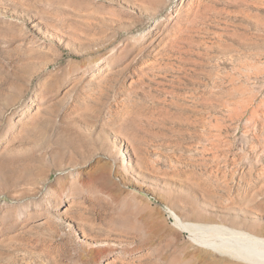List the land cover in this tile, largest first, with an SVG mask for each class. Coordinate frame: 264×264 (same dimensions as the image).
<instances>
[{
    "label": "rangeland",
    "instance_id": "1",
    "mask_svg": "<svg viewBox=\"0 0 264 264\" xmlns=\"http://www.w3.org/2000/svg\"><path fill=\"white\" fill-rule=\"evenodd\" d=\"M245 66L264 0H0V264H179L170 211L264 228Z\"/></svg>",
    "mask_w": 264,
    "mask_h": 264
},
{
    "label": "bare ground",
    "instance_id": "2",
    "mask_svg": "<svg viewBox=\"0 0 264 264\" xmlns=\"http://www.w3.org/2000/svg\"><path fill=\"white\" fill-rule=\"evenodd\" d=\"M244 71L249 76L259 75L264 70L259 66H245ZM230 84V90H241L244 94L237 105L250 108V116L264 119V110L254 103L256 95L252 89L247 85H236L235 77ZM170 212L175 216L177 228L186 233L192 247L179 264H195L196 257L200 264H264V228L261 223L209 215L196 221L183 220Z\"/></svg>",
    "mask_w": 264,
    "mask_h": 264
}]
</instances>
